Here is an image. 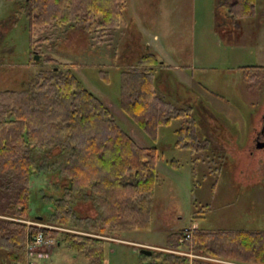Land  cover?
<instances>
[{"label": "trees", "instance_id": "1", "mask_svg": "<svg viewBox=\"0 0 264 264\" xmlns=\"http://www.w3.org/2000/svg\"><path fill=\"white\" fill-rule=\"evenodd\" d=\"M256 1L221 0L235 21L255 17ZM13 4L14 16L27 20L33 53L41 52L42 43L65 26L109 45L125 23L127 0ZM42 59L51 67L29 75L20 89L0 90V252L7 262L23 264L27 241L41 233L48 242L60 233L73 252L84 254L92 264H104L105 248L112 241L105 237L141 228L151 217L157 147L138 145L65 63L49 56ZM167 67L154 52L141 56L123 72L119 108L152 140L160 127L181 119L174 146L194 153L196 174L208 140L194 134L193 106H180L179 99L171 101L161 90L155 72ZM241 68L246 87L264 92V65ZM208 162L207 174L220 169L215 158ZM82 206L90 207V215ZM187 232H192V244L184 239ZM161 247L139 254V264H264V228L180 227L167 233Z\"/></svg>", "mask_w": 264, "mask_h": 264}, {"label": "rangeland", "instance_id": "2", "mask_svg": "<svg viewBox=\"0 0 264 264\" xmlns=\"http://www.w3.org/2000/svg\"><path fill=\"white\" fill-rule=\"evenodd\" d=\"M255 9V17L235 21L221 0H127L125 23L115 31L110 46L96 43L81 29L65 26L42 43L41 52L32 53L25 16H14L13 0H0V90L20 89L29 75L51 67L44 56L56 58L111 109L138 145L157 147L151 217L141 228L104 236L112 240L105 248L104 264H139L141 248L163 249L167 233L180 227L264 228V180H260L264 152L242 151L251 126L261 125L259 115L264 112V92L249 90L241 76L244 65H264V0H257ZM149 45L152 52L154 45L160 46L163 57L189 75L182 84L173 67H168L156 78L167 99L193 106L194 134L208 140L198 154L196 174L194 153L174 146L181 119L160 127L152 140L119 108L122 76ZM34 54L39 56L37 61ZM211 158L221 164L219 173L207 174ZM88 208L82 206L83 212L88 213ZM189 240L192 244V232ZM28 242L25 261L31 264H92L84 254L73 252L60 233L47 248L39 249L48 253L44 257L30 256ZM2 262L7 260L1 258Z\"/></svg>", "mask_w": 264, "mask_h": 264}, {"label": "flooded vegetation", "instance_id": "3", "mask_svg": "<svg viewBox=\"0 0 264 264\" xmlns=\"http://www.w3.org/2000/svg\"><path fill=\"white\" fill-rule=\"evenodd\" d=\"M261 106H263V110H264V102L262 103ZM259 116L263 120L261 125L259 127L255 126V124L251 126V129L248 132L249 134L247 135L248 137L246 143L242 147V151L247 150L249 154H254L255 152L257 153L264 152V145H263L264 144V112H262ZM255 117L257 116L255 115ZM262 175L263 176H261L260 180H264V173Z\"/></svg>", "mask_w": 264, "mask_h": 264}, {"label": "crops", "instance_id": "4", "mask_svg": "<svg viewBox=\"0 0 264 264\" xmlns=\"http://www.w3.org/2000/svg\"><path fill=\"white\" fill-rule=\"evenodd\" d=\"M100 44V43H99ZM108 46H110V45H108ZM150 48H151V46L149 45L148 47H147V51H146V53H151L152 51H150ZM154 53H156L157 54V56H161L162 57V60L160 61V62H164L165 64H167L168 65V67H170V69H171V67H173V70H174V73H175V75H176V77L180 80V83H182V84H186L187 83V80H189L190 78H189V75H188V73L187 72H185V70H183L181 67H177V65H175L173 62H172V60L171 59H167V58H164L163 57V55L161 54L162 53V51H161V47L160 46H157V45H154ZM146 53H144V54H146ZM143 54V55H144ZM143 55H141V56H143ZM160 60V59H159ZM167 67V68H168ZM163 69L164 68H162V69H158L155 73H156V75H160L162 72H163ZM221 99V103H222V105H224V106H228V102L226 101V100H223L222 98H220ZM227 102V103H226ZM1 258H3V259H5V257H4V254L2 253V252H0V259ZM33 261H25L23 264H31ZM2 264H22V263H9V262H6V263H4V262H2Z\"/></svg>", "mask_w": 264, "mask_h": 264}, {"label": "built area", "instance_id": "5", "mask_svg": "<svg viewBox=\"0 0 264 264\" xmlns=\"http://www.w3.org/2000/svg\"><path fill=\"white\" fill-rule=\"evenodd\" d=\"M190 237H191V232H187L185 234L184 239L189 240ZM48 242L43 238V235L41 233H38L37 235H35L33 239L27 243L30 256L31 255L38 256V257H44V255L46 256V254L48 253L44 252V249L41 251L39 249L44 248V246L47 248V246L49 245Z\"/></svg>", "mask_w": 264, "mask_h": 264}, {"label": "water", "instance_id": "6", "mask_svg": "<svg viewBox=\"0 0 264 264\" xmlns=\"http://www.w3.org/2000/svg\"><path fill=\"white\" fill-rule=\"evenodd\" d=\"M39 59V56L37 55V54H34V57H33V60L34 61H37ZM264 145V144H263ZM139 253H141V254H150V250H148V249H144V248H141L140 250H139Z\"/></svg>", "mask_w": 264, "mask_h": 264}]
</instances>
